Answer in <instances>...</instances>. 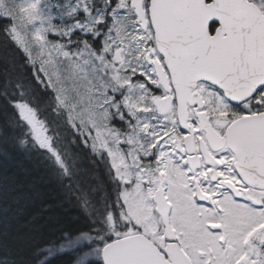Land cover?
<instances>
[{"label": "snow or ice", "instance_id": "6c2138e0", "mask_svg": "<svg viewBox=\"0 0 264 264\" xmlns=\"http://www.w3.org/2000/svg\"><path fill=\"white\" fill-rule=\"evenodd\" d=\"M0 45V160L88 219L33 264H264V0H0Z\"/></svg>", "mask_w": 264, "mask_h": 264}, {"label": "trees", "instance_id": "16d2710c", "mask_svg": "<svg viewBox=\"0 0 264 264\" xmlns=\"http://www.w3.org/2000/svg\"><path fill=\"white\" fill-rule=\"evenodd\" d=\"M5 56L6 52L0 45V80L6 71L13 72ZM17 62L19 64V58ZM23 71L28 74L27 68ZM12 116V108L0 97V126L8 133L11 132L8 121ZM12 144L9 141L4 145L11 157L0 160V257L5 258V264H33L32 251L35 247L59 243L65 234L75 235L87 229V213L74 196L60 188L55 179L41 185L40 198L33 201L31 196H24L26 189L20 187V181L25 170L30 174L29 179L39 175L47 179L45 169H51L48 161L41 163L43 158L37 151H31L29 159ZM83 166L92 168L87 158L83 159ZM96 167L103 178V164ZM43 203H49L50 210L46 215L33 219ZM53 264H72L71 253L54 257Z\"/></svg>", "mask_w": 264, "mask_h": 264}, {"label": "rangeland", "instance_id": "374dc122", "mask_svg": "<svg viewBox=\"0 0 264 264\" xmlns=\"http://www.w3.org/2000/svg\"><path fill=\"white\" fill-rule=\"evenodd\" d=\"M8 2L9 3H11L12 2V0H8ZM42 3H53L52 1H50V0H47L46 2H42Z\"/></svg>", "mask_w": 264, "mask_h": 264}]
</instances>
